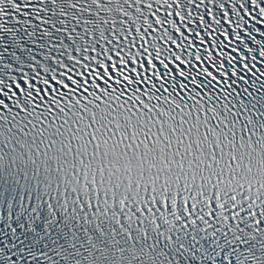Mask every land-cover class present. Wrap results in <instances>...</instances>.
I'll return each mask as SVG.
<instances>
[{"label":"snow or ice","instance_id":"6c2138e0","mask_svg":"<svg viewBox=\"0 0 264 264\" xmlns=\"http://www.w3.org/2000/svg\"><path fill=\"white\" fill-rule=\"evenodd\" d=\"M0 264H264V0H0Z\"/></svg>","mask_w":264,"mask_h":264}]
</instances>
